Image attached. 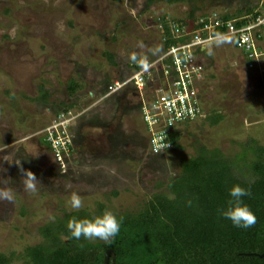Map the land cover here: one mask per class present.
<instances>
[{"label":"rangeland","instance_id":"374dc122","mask_svg":"<svg viewBox=\"0 0 264 264\" xmlns=\"http://www.w3.org/2000/svg\"><path fill=\"white\" fill-rule=\"evenodd\" d=\"M196 5L194 16L223 14L249 7L251 0H198ZM187 10L184 2L163 0H0V191L12 195L11 200L0 196V254L11 256L7 264H21L26 246L48 253L68 239L80 245L67 221L105 208L123 218L112 242L89 240L87 248L68 250L59 264H103L101 253L112 248L120 251L121 262L130 256L134 264H197L215 257L220 264L231 263L235 248L225 243L185 248L164 237L167 221L152 201L173 197L172 178L180 163L201 151L217 152L235 174L251 179L250 162L257 153L264 158L258 72L245 70L226 40L201 50L200 95L207 116L178 124L173 129L178 146L165 153L148 148L133 85L106 92L108 84L131 74L133 52H143L147 61L159 55L157 18L188 20ZM69 80L75 85L72 94L65 90ZM40 88L47 92L44 101ZM67 103H72L66 134L73 153L58 162L42 135ZM18 160L39 179L35 193L25 190ZM72 193L84 203L78 212L69 205ZM260 193L264 196V184ZM259 202L248 200L254 214ZM45 226L48 234L42 235ZM260 242L247 228L241 248L254 252L248 264H258Z\"/></svg>","mask_w":264,"mask_h":264},{"label":"built area","instance_id":"2783aa9c","mask_svg":"<svg viewBox=\"0 0 264 264\" xmlns=\"http://www.w3.org/2000/svg\"><path fill=\"white\" fill-rule=\"evenodd\" d=\"M250 6L249 13L225 20L217 17L216 12L196 15L198 27L192 30L181 23L167 21V37L171 43L161 48L159 55L147 61L144 67L138 62L132 63L138 67L132 68L122 83L113 81L106 86V92H112L125 83L133 85L151 153H157L155 147L161 142L162 132L167 135L163 141L167 143L169 132L178 124L204 117L200 88L205 69L200 51H206L212 41L226 40L240 54L244 69L258 72L257 81L264 90V0H251ZM158 27H161L159 23ZM70 116L69 109L59 112L44 127L43 139L58 162L69 155L66 129L71 122Z\"/></svg>","mask_w":264,"mask_h":264},{"label":"trees","instance_id":"16d2710c","mask_svg":"<svg viewBox=\"0 0 264 264\" xmlns=\"http://www.w3.org/2000/svg\"><path fill=\"white\" fill-rule=\"evenodd\" d=\"M149 1L150 0H148V2ZM163 1L167 3L184 2L188 4L186 14L188 20L182 18L172 19L171 21L175 20V22L181 23L190 30L198 27L195 21L197 22V16H201V14L197 16L193 14L198 9L196 5L198 0ZM251 8L252 7L249 6L243 9H235L233 12H224L223 14H220V12L217 13L216 11H208L202 14L206 16L209 13L216 12L217 17L221 20H225L232 16L249 13ZM204 15L203 18L206 21L207 18ZM157 21L161 26L158 30L160 38L164 37L161 42V47L163 48L171 43V40L167 37V21L170 20L161 16L157 18ZM137 67L138 66L134 64L132 65L134 69ZM39 90L40 101L46 100L47 92L43 90V88ZM65 90L67 94H72L75 91L73 80H69L66 83ZM71 105L72 103L60 105L61 108L59 111L65 112L72 107ZM206 116L207 115H204L202 119L206 118ZM207 119L210 123H215L217 121L214 117H207ZM168 135L167 140L171 145L170 147H177L179 135L173 130L170 131ZM42 141L48 146L43 137ZM68 148L70 152L73 151L71 145H69ZM256 151L260 152L258 148H256ZM249 171L252 176L251 179L249 181L243 180L233 172L231 164L217 152L206 155L201 151L198 155L186 157L182 160L179 174L172 178L171 188L173 197L166 200L160 196H155L152 201L154 209L162 213V216L167 221V225L161 231L163 236L170 240H174L185 248L204 247L215 243H225L235 248L233 251V260L230 264H248L249 259L253 258L254 252H246L241 248L243 237L246 235L247 229L234 226L230 220L221 217L217 213V208L229 197L228 188L233 183H237L251 191L250 197L243 198L247 204L248 200L251 199L260 200V206L255 214L256 223L250 227V229L252 230L254 239L261 241L258 245L257 252L259 258L258 264H264V196L260 193V188L264 184V158L261 157L259 153H257V157L250 162ZM189 201H191V204L188 203ZM42 229V235L48 234V227L45 226ZM88 241L89 240L81 238L79 243L82 248H87L89 246L88 243H90ZM80 245L68 239L67 241L61 242V245L56 246L48 253L41 252L37 245L26 246L23 250L24 257L21 264H59V260L68 250L81 249ZM112 252V264H134L130 256H128V260L121 262L120 251L113 250L112 248ZM262 253L263 256L261 255ZM102 255L101 253V258ZM10 257V255L3 256L0 254V264H7ZM108 260H110V255L108 256ZM197 264H220V260L218 257H215L212 262H197ZM250 264H252V262H250Z\"/></svg>","mask_w":264,"mask_h":264},{"label":"clouds","instance_id":"9594fccd","mask_svg":"<svg viewBox=\"0 0 264 264\" xmlns=\"http://www.w3.org/2000/svg\"><path fill=\"white\" fill-rule=\"evenodd\" d=\"M151 51V50H150ZM132 62H138L141 67L147 63V57L143 52H133L130 56ZM167 137L165 131L162 132L160 140L157 143L155 151L160 153L170 147V143L163 141ZM19 167L22 177L24 178L25 190L30 193L37 191V184L40 183L39 179L31 171L24 169L20 165V161H15ZM229 197L217 208V213L221 217L228 219L231 223L238 228H250L256 223V216L250 209L248 204L243 199L250 197V189L242 187L240 184L233 183L228 188ZM0 196L11 200L12 195L7 191H0ZM191 204V201L188 202ZM71 210L79 211L84 207L81 197L72 193L69 201ZM54 219V218H51ZM117 218L113 211L110 209H103L98 214H93L90 217H77L72 216L66 223V227L71 234V237L79 240L84 238L86 240H101L105 244H110L112 239L119 233L121 227V220Z\"/></svg>","mask_w":264,"mask_h":264},{"label":"water","instance_id":"95a60500","mask_svg":"<svg viewBox=\"0 0 264 264\" xmlns=\"http://www.w3.org/2000/svg\"><path fill=\"white\" fill-rule=\"evenodd\" d=\"M264 253V251H263ZM110 255V261H111V264L113 262V252L110 250V249H107L103 252V255H102V261H103V264H107V260H108V256Z\"/></svg>","mask_w":264,"mask_h":264}]
</instances>
